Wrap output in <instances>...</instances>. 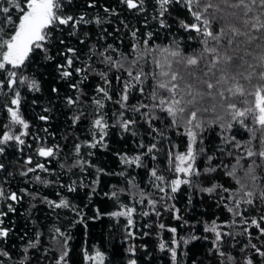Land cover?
I'll return each mask as SVG.
<instances>
[{
  "label": "trees",
  "instance_id": "16d2710c",
  "mask_svg": "<svg viewBox=\"0 0 264 264\" xmlns=\"http://www.w3.org/2000/svg\"><path fill=\"white\" fill-rule=\"evenodd\" d=\"M235 2L236 0H227V2L201 0L199 10L202 11V15L211 18L214 14L216 17L212 30L219 33L223 29L220 44L214 45L217 52L204 53L205 45L201 41L205 38L195 31L186 32L179 25V20L200 23L195 21L188 10L181 5L172 6L167 17V23L171 27L162 28L158 19H154L157 15L155 0H145L143 12L129 10L121 0H71L70 3L64 0L66 15L78 18L84 14L86 20L93 22L80 24L75 29V34L70 26L57 25L52 32L53 41L49 46L54 59L46 61L43 54L38 52L32 57L30 67L24 70L26 75L35 77L39 81L40 91L32 92L26 88L21 90L23 99L20 111L29 123L30 133L23 137L25 145L9 142L5 146V152L0 154V163L6 166L5 170H0V186L16 191L18 195H23L21 189H27L37 198L23 195V199L19 202H12L15 211L4 218V226L10 228L11 232L6 239L0 240V249L7 251L9 255H0V264H20L21 260H24V264H57L63 240L68 236L71 237L68 240V264H92L85 258V253L91 255L97 249L105 254L106 264H127L129 259H136L137 264H172L170 252L167 249L161 251L159 248L161 239L170 247L173 246L171 245L173 233L168 231L170 228L176 229L175 235L178 241L181 237L185 239L191 235L198 237L196 240H190L188 244H183L182 241L179 243L177 252L180 264H193L194 261L195 264H222L225 257L219 255L220 251L224 252L225 256L234 257V261L238 264H244L245 256L254 257V264H264V258L256 255L250 247L241 252V249L248 244L249 238L252 243L264 246L262 244L264 236H261L259 229L251 224V220L256 219L261 227H264V220H261V217H264V199L260 197V191L264 189V168L256 170L257 181L245 176L248 165L254 159L257 163L261 162L258 156L250 158L246 154L248 150L256 153L264 150V144L259 138L260 126L254 124L251 117H245L244 124L231 121L230 111L227 109L228 102L236 103L241 110L254 106L253 95L232 96L227 89L238 81L245 86L246 93L254 92L251 84L258 83V76L253 73V69L259 67L258 61L259 57L264 55V46H258L262 44L259 40L248 43V36L259 37L260 34L251 29L250 24L254 21L250 18L248 25L243 23L247 17L241 9L230 7ZM90 3L94 6L89 7ZM205 3H212L217 7L205 12L203 11ZM105 8L114 9L115 14L112 11L105 12ZM11 14L16 20L20 13L12 9ZM3 15L0 13V16ZM97 16L101 18L102 23L94 22ZM233 27L246 35H233L231 31ZM133 32L136 33L135 36ZM149 33L152 34L151 39ZM189 36L192 39H189ZM61 40L64 41L63 44L60 43ZM82 40L84 43H81ZM146 40L149 41L148 44L144 43ZM228 40H232L233 43L228 44ZM133 44L137 46L136 49H133ZM108 45H112L115 51L109 50L106 55H111L115 60L121 59L120 54L127 57V60L123 61L125 68L130 66L132 60L138 59L134 71L143 68L144 75L141 77V82L134 81L122 69H110L101 63L102 57L92 55L93 52H103ZM165 47L178 51L180 55L172 57L161 53L159 49ZM67 48L76 49L78 59L75 60L73 69H70L73 75L62 78L57 65L64 64L66 57L58 53L64 52ZM148 52L152 54L148 55ZM140 53L144 55L138 58ZM67 55L72 54L67 53ZM226 55L243 57V60L226 65L223 59ZM189 56L197 57L198 64L187 65L186 59ZM165 57L170 67L165 63ZM214 57L220 59L213 67L211 61ZM155 59L165 64L163 69L156 67L153 62ZM249 65L252 67L250 68ZM77 67L84 68V72L76 74L74 69ZM210 67L212 71L208 72ZM161 70L178 74L175 83L179 85L176 98L182 100L180 106H187L190 110L199 109L198 119H203L206 124L205 130L198 135L196 145L197 148L205 149L195 162V168L200 171L201 176L190 178L194 181L193 186L181 185L175 193H172L169 187L165 188L164 193L159 192L153 186L154 178L150 176L149 169L158 168L159 174L164 175L169 183L176 178L174 162L172 165L169 164L167 153L169 150L173 155L184 152L187 145V137L177 134V129L165 131L166 138L163 144L158 143V148L162 151L155 153L157 159L153 161L149 155L143 159L142 167L122 164L119 155L126 153L133 156L140 153L141 141L148 145L159 139L157 136L154 140L148 135L152 127L165 129L162 120L171 123V117L159 111L155 114L160 116V120L151 126L146 119L141 118L140 113H136L133 117L131 111H124V118H135L140 121V125L134 128L137 135L133 136L131 132H124L116 126L122 109L115 101L120 98L124 84L127 82L131 85L129 107L155 103L157 101L151 99V93L157 82H170V76H159ZM100 72L107 73L106 78L109 83H105L104 78L99 75ZM206 72H208L207 76ZM222 72L227 82L216 85L212 90L214 97L203 96L201 99L200 94L208 91L203 81L216 84ZM249 73H253L251 84L244 79ZM117 77L120 79L118 80ZM72 84H79V87L72 88ZM98 85L108 91L110 100L106 99L103 93L97 92ZM53 87L58 91L53 92ZM141 88L144 89L143 93L140 91ZM217 89L224 91L227 99L222 100L217 94ZM163 96L167 99L172 98L167 92H163ZM68 97H79V100L76 104L69 105L66 102ZM193 97H196L194 105H187V101ZM7 99L9 97L0 95V136L7 130L5 125L9 124L8 114L3 107V102ZM95 99L101 101L102 109H97V105L93 102ZM33 101L36 103L34 104ZM213 106H215L213 111H203L205 108L213 109ZM147 111L148 108H141V112ZM188 114L186 112L183 117H178L181 124ZM42 115L47 116L48 119L40 120L39 117ZM98 115H103L111 125L105 137L107 147L91 148L86 142L93 140L95 130L92 128V122ZM76 116H80V119L74 124L73 118ZM217 116L220 117L219 123L227 124L231 121L233 127L221 130L218 124L208 126ZM19 127L12 126V131L18 134ZM249 128L256 132L255 137L248 130ZM179 131L182 133L183 128ZM36 137H39V140L35 139ZM225 137L228 138V143L223 142ZM232 137L239 142V148L234 147ZM77 144L82 145L79 155L75 153ZM172 145L176 147L172 148ZM39 146L53 147L56 151L52 157H39L36 154ZM29 156L32 157L33 163L26 165L25 161ZM208 156H212L213 159L209 161ZM76 160H80L81 163L75 167H61L62 164L70 166ZM38 163L44 164L48 171L37 169L36 173H29L26 177L20 175L21 171H26L27 167L35 168ZM234 165L236 173L235 176L230 177L226 172L231 171ZM207 167L216 168L217 171L206 174L204 169ZM97 169L104 170L99 177ZM121 172L124 173L123 176L119 174ZM9 173L12 175L9 176ZM36 174L52 183L45 186L35 181ZM180 176L185 178L183 174ZM133 177L135 188L129 184ZM97 178L99 183L93 185L92 182ZM241 183L245 187L238 192ZM212 184L222 185L229 191L225 192L223 188L211 193L200 190ZM70 185L76 190L69 192ZM248 190H254L251 204L244 202L246 198L241 199L243 192ZM113 191L117 193L116 198L111 196ZM142 191L148 198L157 200L161 196L165 198L153 209L147 204L146 199L144 203H139L142 199L140 195ZM44 197L56 202L64 197L75 206L76 210L50 207L43 202ZM236 199H241L238 208L235 206ZM121 205L136 209L132 215L133 224L130 226L127 217L108 215L119 210ZM229 208L233 211H229ZM0 210L7 211L5 202H0ZM97 210L100 213L98 219L95 218ZM145 211L149 215H142ZM157 212L160 214L157 215ZM213 221L222 234V239L218 242L219 251L213 247L215 234L205 231V226L211 225ZM160 224L165 227L161 229ZM56 228H59L64 236H59L55 232ZM245 228L247 233L244 232ZM37 233L40 234L39 243L25 253L23 249L29 241L36 240ZM129 248L135 249L134 255L128 252ZM225 264L232 262L225 261Z\"/></svg>",
  "mask_w": 264,
  "mask_h": 264
},
{
  "label": "snow or ice",
  "instance_id": "6c2138e0",
  "mask_svg": "<svg viewBox=\"0 0 264 264\" xmlns=\"http://www.w3.org/2000/svg\"><path fill=\"white\" fill-rule=\"evenodd\" d=\"M70 3L71 0H68ZM144 2L145 0H121V3L126 4L129 10H137L139 12H143L144 9ZM227 2V0H225ZM157 5V15L154 16V19H158L159 24L162 28H170L171 25L167 23V17L170 15L171 8L173 5L178 4L185 7L191 16L194 18L195 21L200 22H192L188 23L185 20H179V25L182 27L186 32L195 31L198 34H201L205 39L201 41L205 47L203 48L204 53H216L217 48L214 45L220 44L221 35H223V29L220 30L219 33H215L212 30L213 21L216 19L215 15L213 14L211 18L205 17L202 15V11L199 10L201 7V0H155ZM7 5V6H5ZM94 4H89V7H93ZM214 6L212 3H205L203 4V11H207L208 9H213ZM230 7L241 9L244 13V16L247 17L244 19L243 23L245 25L249 24V18L254 21L250 24L251 29H254L257 33H259V37L255 35L248 36V43H253L256 41H261L262 44L258 46H264V0H236L235 3L231 4ZM65 5L64 0H2L0 2V13L4 14L0 16V95L4 97H9V99L3 102V107L6 109L9 118V124L5 125L7 130L3 131L2 136H0V154L5 152V146L9 144V142H15L16 145H25V140L23 139L24 136L29 135L30 128L29 123L23 118V115L20 111L21 102H22V94L21 90L26 88L28 91L38 92L40 91V83L35 77H30L25 74L24 70L27 67H30V63L32 62V57L36 55L38 52L43 54V58L46 61L53 60L54 57L51 55L50 52V44L53 41L52 32L57 25H67L70 26L75 34V29L82 23H90L93 21H89L85 19V15L81 14L78 18L74 17L73 15H66L64 11ZM12 9H15L19 14L18 19L14 20L11 14ZM112 11L115 14V10L105 8V12ZM94 22L97 24L102 23L100 17H95ZM233 35H246V33L240 32L238 28L233 27L231 29ZM87 35V34H85ZM136 33L133 32V36ZM149 38L151 39L152 34L149 33ZM189 39H192L189 36ZM210 41L212 43H210ZM61 44L64 43L63 40L60 41ZM81 43H84L82 40ZM145 44H148L149 41H145ZM232 40H228V44H232ZM95 47V46H93ZM136 45L133 44V49H136ZM109 50L115 51L112 45H108L107 48L103 52H93L92 55H97L102 57L101 63L107 65L110 69L115 68L118 70H124L127 72L128 76L131 77L136 82H141V77L144 75L143 68L139 71H134L136 66L138 65V59L132 60L130 62V66L125 68L123 63L124 60H127V57L124 54H120L121 59L115 60L111 55H106ZM161 53H165L172 57L180 55L178 51L170 50L169 48H161L159 49ZM67 53H71L72 55H67ZM151 55V52L147 53ZM58 55L65 56L66 62L64 64H58L57 70L60 72L62 78H69L73 75V72L70 69H73L74 62L78 59L76 54V49L74 48H67L64 52L58 53ZM144 55V53L138 54L139 56ZM220 57H214L211 61L212 66L214 67ZM226 65L235 64L238 61H242L243 57H233V56H224L223 57ZM157 68L163 69L165 64H162L159 59H155L153 61ZM165 63L168 64L170 67V63L167 61V57H165ZM186 63L189 66H194L198 64V58L195 56H189L186 59ZM259 67L253 69V73L258 76V83L251 84V78L253 73H249L248 76H245L244 79L249 81L251 87L254 89L252 93H246L245 86L240 82L233 83L232 87L228 88L227 91L232 96H245V95H253L254 96V106L244 108L241 110L237 107L236 103L228 102L227 109L230 111L231 121H237L241 124L245 123V117H251L254 124L260 126V140L261 143L264 144V55L259 57L258 61ZM86 67H91L90 65H86ZM251 68L252 65H249ZM76 74H81L84 72V68L77 67L74 69ZM212 68L208 69V72H211ZM208 72L205 75H208ZM99 75L104 78L105 83H109L107 80V73L100 72ZM177 73L175 72H166L161 70L159 72V76L161 77H168L170 76V82H160L158 81L156 86L153 88L151 93V99L153 101H157L152 104H141L139 106L132 105L129 107L128 100H129V90L131 85L129 83L124 84L123 91L120 95V98L115 101L120 105L122 111L119 113L120 119L117 121V125L119 126L124 132H131L133 136L137 135V132L134 130L135 127L140 125V121L135 118H124V111H131L133 113V117L136 113H140L142 119H146L147 122L150 124H154L157 120H160V116L156 115L155 113L159 111L161 114L166 113L168 117H171V123L169 124L167 120H162L161 123L165 124V129H158L155 127L151 128V131L148 133L149 136H152L155 140L158 136L159 139L157 142L150 143L145 145L143 141L140 142L139 147L141 148V152L135 154L133 156H129L125 154H119L121 163L125 165H135L136 167H142L143 159L147 158L151 155L152 160L155 161L157 156L155 153L162 151V149L158 148V143L163 144L166 136L165 131L168 129H177V134H182L187 137V145L186 150L184 152H179L173 155L171 150L168 151V162L170 165L174 162V172L176 173V178L172 179L170 183L166 181L165 176L159 174V169L154 167L149 169L150 176L154 178L153 186L161 193L165 192V188L169 187L172 193L178 191L181 185L187 184L189 186H193V179L190 178H199L201 173L198 169L195 168V162L198 158V155L204 153L205 149L203 147L197 148L196 145L198 144V135L205 130L206 124L203 119H198V111L199 109H189L187 106H180L182 104L181 99H177V90L179 89V85L175 83L177 80ZM87 77L85 76L84 79ZM119 80L120 77H117ZM235 80V77H233ZM83 81L81 80L80 83ZM221 82H227L226 76L221 74L220 79L216 81V84L209 82L207 80L203 81L206 85V89L208 91L200 94L201 99L203 96L214 97L213 89L216 88V85L221 84ZM72 88H78L79 84H72ZM191 88V85H189ZM97 92L103 93V96L106 99H111L108 91L97 86ZM162 90V91H158ZM53 92H57L58 89L53 87ZM140 91L143 93L144 89L141 88ZM163 92H167L171 94V99H167L163 96ZM191 94V93H189ZM217 94L222 100L227 99L225 97V92L217 89ZM196 97L187 101V105H194ZM79 100V97L67 98V104L74 105ZM97 105V109H102L103 104L99 99H95L93 101ZM35 104L36 102L33 101ZM213 109L205 108L203 109L204 112L213 111ZM141 108H148L149 111L141 112ZM47 111V109H46ZM189 113L187 118L184 120V123L181 124L178 117H183V114ZM40 120H47V116H40ZM80 119V116H76L73 118V123L75 124ZM220 117H216L214 120H211L208 126L212 124H218L221 130L225 128L231 129L233 124L229 121L227 124L219 123ZM12 126H20L17 132L12 131ZM109 123L104 119L103 115H98L96 119L92 122V128L95 130L93 132V140L91 142H86L89 147L96 148L97 146L107 147L105 144V137L107 135V129L110 127ZM183 128V132L181 133L179 129ZM252 135L255 137L256 132L249 128ZM155 134V135H153ZM35 139L39 140V137ZM233 141V145L235 148H239V142L235 141V137L231 138ZM224 143H228V138L225 137L223 140ZM81 144H77L75 146V153L79 155L81 152ZM175 145H172V148H175ZM146 148V151L144 149ZM56 151V148L53 147H46V146H39L36 149V154L39 157H52ZM247 157H254L258 156L260 158V163L254 159L251 164L248 165L245 176H250L252 181H257L258 177L255 175V172L258 168H264V150L259 151L258 153L248 150ZM92 155V153H89ZM213 159L212 156H208V160L211 161ZM33 163L32 157L29 156L28 159L25 161L26 165H31ZM81 163L80 160H76L72 165H64L62 164L61 167H75ZM237 164H239V159H237ZM227 168V165H221ZM6 166L3 163H0V170H5ZM40 169L42 171H48L45 168L44 164H36L35 168L27 167L26 171H21V176H27L29 173H36V170ZM103 169H97V174L103 173ZM217 171L216 168L207 167L204 169V173H213ZM236 173V166H232L231 171H227L226 174L230 177L235 176ZM120 175H124L123 172L119 173ZM180 174H183L185 178H181ZM12 173H9L11 176ZM35 181L48 186L52 183L49 180L43 179L39 174L34 176ZM134 177L132 180L129 181V184L132 188H135L136 185L134 184ZM93 185L99 183V179L94 180ZM239 183V181H238ZM197 187H199L197 185ZM245 185L243 183L240 184V189L237 191L239 192L241 189H244ZM219 188H223L222 185L219 184H212L210 187H203L200 188L203 192H213ZM75 187L70 185L68 186V191L72 192L75 191ZM23 195H32L33 199H36L37 196L35 194L29 193L27 189L20 190ZM95 191V188H93ZM124 191V189H121ZM223 191L228 192L227 188H223ZM23 195H18L16 191H10L3 186H0V202H5L7 204V211L0 210V240L6 239L11 232V229L4 226V218L8 216L10 212H14L15 208L12 202H19L23 199ZM106 195H108L106 193ZM142 199L139 203H144L146 199L147 204L152 206L155 209L157 203L163 200L165 197L161 196L159 200L148 198L147 194L143 191L140 193ZM254 195V190H248L243 192V197L245 203L251 204L253 202L252 197ZM113 198L117 197V193L113 191L111 193ZM260 197L264 199V189L260 191ZM241 199L235 200V206L238 208L241 202ZM43 202L47 203L50 207L55 208H72L74 211L75 206L70 203L66 198L61 197L58 202L52 201L47 197L43 198ZM136 211L135 207H128L126 205H121L120 209L109 213L110 216H124L128 218V225L133 224L132 215ZM229 211H233L232 208H229ZM157 215L160 213L157 212ZM239 214L238 212L236 213ZM142 215L147 216L149 213L147 211L143 212ZM100 216L99 211L97 210V216L95 217L98 219ZM179 219V217H176ZM261 220H264V217H261ZM82 222V221H81ZM251 224L255 225L259 231L260 235L264 236V227L257 222L256 219L251 220ZM159 227L163 229L165 225L160 224ZM171 233H173V239L171 241V245L161 239L159 243V248L161 251L168 250L171 254L172 264H180L178 258L177 247L179 243L182 241L183 244H188L190 240H196L198 237L195 235H191L188 239L183 237L180 238L178 241L176 239V229L170 228L168 229ZM206 232H212L215 234V240L213 241V247L217 248L218 250V242L222 239V234L217 230V225L213 221L211 225L205 226ZM55 232L59 236H64V233L61 232L59 228L55 229ZM244 232L247 233V228L244 229ZM147 235V233H145ZM132 235V233H129ZM250 236V234H249ZM71 237H65L62 244V249L60 255L57 258V264H68L69 258V248H68V240ZM40 234L37 233L35 241H29L28 245L23 249L25 253L28 252L29 248H35L36 244L39 243ZM264 244V242H262ZM251 248L254 253L261 258H264V246H258L256 243H252L251 238H249L248 244L245 245L244 248L241 249V252H244L246 249ZM219 251V250H218ZM129 253L134 255L135 249L129 248ZM0 255L8 256L9 253L5 250L0 249ZM219 255L225 257L226 262H232V264H238V262L234 261V257L231 255L225 256V253L220 251ZM85 258L92 262V264H106L105 254L100 250H95L93 254L89 255L85 253ZM27 259V256H25ZM225 261H222V264H225ZM20 264H24V260L20 261ZM127 264H137L136 259H129ZM195 264V261L193 262ZM244 264H254V257L252 256H245Z\"/></svg>",
  "mask_w": 264,
  "mask_h": 264
}]
</instances>
